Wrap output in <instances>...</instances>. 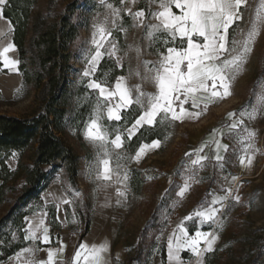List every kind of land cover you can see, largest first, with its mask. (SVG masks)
Segmentation results:
<instances>
[{
	"label": "rangeland",
	"instance_id": "374dc122",
	"mask_svg": "<svg viewBox=\"0 0 264 264\" xmlns=\"http://www.w3.org/2000/svg\"><path fill=\"white\" fill-rule=\"evenodd\" d=\"M65 2L55 0L54 9L62 8ZM47 3L48 0H36L32 16L42 13ZM108 4L114 9H120L119 17L113 15ZM3 5H0V12ZM260 5L261 0H247L242 6V19L229 29V46L232 38L236 41L244 39ZM129 8L133 13L141 9L145 11L143 24L132 27L134 21L127 12ZM159 10L158 3H152L151 0H135V3L131 0H124V3L121 0H104L103 3L101 0H78L76 24L79 38L75 43L73 68L69 73L68 98L72 106L70 112L84 108L82 112L85 119L78 131L70 128L63 136L78 156L76 183L70 182L61 167L55 165L48 169L49 185L40 195L42 203L30 205L29 214L25 217V247L6 261H0V264L35 263L36 248L45 247L50 250L56 245H75L84 225L79 217L80 211L90 217V223L96 220V223L103 226L105 220L111 228L114 241L123 242L128 256L133 255L137 243L142 242L140 258L133 264H153L156 260L161 264V251L165 253L164 264H167L168 239L174 232L179 234L181 225L188 230L189 236L194 235L191 230L218 235L215 247L218 252L216 255L206 252L203 264L212 258H220L218 262L222 264H241L243 249L247 244L245 239L254 241L251 258L255 257L257 251L264 249V106L260 107L255 119L240 116L242 110L256 103L257 96H264V23L259 26V35L252 45L253 50L246 64L233 81L232 95L209 103L206 111L203 110V103L198 109L185 105L190 111H200L198 118H185L183 121H161L158 118V132L162 135L160 147L146 151L139 162L133 157L141 144L131 151L130 140L127 139L126 129L131 126L127 122L129 117L124 121L107 120L105 102L98 90L88 87L93 80L106 83L108 73L115 64L118 69H122V74L111 83H106L109 87L114 86L117 77L125 76L129 87L139 84L145 92L156 91L151 79L142 80L141 77L145 75L143 61L155 63L164 48L161 37L150 38L147 35L150 29L145 27L158 23L150 13ZM94 25L104 26L107 31H111L112 37L109 39L118 43L120 51L117 57L121 58L122 67L117 65L116 57L108 55L102 56L94 67L89 63L95 52L92 43L96 31ZM121 28L127 29L126 34ZM11 30L9 21L0 18V48L12 43ZM108 48L109 44L105 42L101 51ZM9 56L18 60L16 50L10 52ZM101 63H104L102 71ZM85 71H90V74L84 76ZM136 72L140 75H136ZM36 97L37 91L23 84L19 71H9L0 63V114L15 117L31 115L38 107ZM133 108L142 111L138 106L134 105ZM98 112L99 122L110 133L109 139L117 133L124 137L120 149L108 144L112 156L111 166L119 173V176L113 174L110 181L95 179L97 147L85 139L86 126L97 117ZM229 113L236 115L230 117ZM240 119L244 120V124L237 129H230L229 126ZM245 129L255 135L241 144L240 138L247 136ZM215 141L221 145L219 150ZM223 145L228 146L227 151ZM202 146L203 151L199 155L207 159L202 161L203 167H194L191 162L197 158V150ZM244 146H249L246 154L243 152ZM186 153H192L191 157L186 156ZM13 154L8 160L12 169L17 160V154ZM31 154V151L26 152L22 161L27 162ZM217 154L223 157L222 161L216 160ZM242 155L245 157L243 165L240 163ZM248 156L253 158L251 165L247 163ZM125 173L127 180L123 179ZM186 181L189 187L180 196L178 193ZM117 189L124 191L126 196H118ZM225 196L227 199L211 204L214 199ZM237 196L239 201L235 199ZM65 200L68 203H64ZM209 206L221 210L215 217V223L202 221L195 216L198 210L208 209ZM6 209L5 205L0 210V218ZM189 216L193 219H186ZM41 220L43 227L49 229L51 240L48 243L42 241V229L37 233L40 239H25L28 229ZM11 236L16 238L15 233H11ZM23 249L32 251L22 252ZM180 255L183 264H196L197 257L191 252L182 251Z\"/></svg>",
	"mask_w": 264,
	"mask_h": 264
},
{
	"label": "snow or ice",
	"instance_id": "6c2138e0",
	"mask_svg": "<svg viewBox=\"0 0 264 264\" xmlns=\"http://www.w3.org/2000/svg\"><path fill=\"white\" fill-rule=\"evenodd\" d=\"M103 3L104 0H101ZM135 3V0H131ZM152 3H158L159 11L150 13L158 21L156 24L145 25L150 31L147 35L155 39L160 36L164 48L158 54L159 59L155 63L152 61H143L145 75L142 80L151 79L154 82L156 91L149 93L143 91L141 85L129 87L125 76H119L115 79L114 86L109 87L106 83L93 80L88 87L98 90L99 96L103 99L107 111V120L120 121L122 113L130 110L134 105L142 111L135 118L127 131V139H131L145 125L152 127L159 120L183 121L185 118H198L200 111H190L185 105H190L191 109L200 108L203 103V110H207L209 103H215L232 95L231 88L233 81L240 74L242 67L247 62L248 55L252 52V45L259 35V26L264 23V0L257 9L252 26L242 41L231 40L229 46V29L236 21L242 19L241 8L246 4V0H151ZM6 3V0H0V5ZM124 3V0H121ZM113 15L120 16V9L112 8ZM175 9V11L173 10ZM128 14L132 17L134 23L132 27H138L143 24L145 11L143 9L134 13L129 8ZM0 18H4L0 12ZM115 23V21H113ZM11 24V21H9ZM96 31L93 33L92 43L95 45L94 55H91L89 63L94 67L97 61L104 55L116 57V63L121 66V58L117 57L120 51L118 43L109 39L112 37L111 31H107L104 26L94 25ZM125 34L127 29L121 28ZM99 37V38H97ZM107 42L109 48L101 51ZM131 48V46H129ZM16 50L14 43H8L0 48V63L3 68L9 71H18L19 61L10 58L9 53ZM139 53V49H136ZM127 55V53H125ZM90 71H85L84 76H88ZM140 75L139 72L135 73ZM135 91V96H133ZM264 106V96H257L256 103L250 104L248 108L242 110L241 117H247L249 120L255 119ZM235 113H229L230 117ZM100 113L96 118L91 119L85 129V139L94 143L97 147L95 156L94 172L96 180L110 181L113 174L119 176L112 168V156L108 149L111 143L116 149H120L124 143L122 134H115L114 138L109 139L110 133L100 122ZM244 124V120H236L229 127L237 129ZM247 131L246 137L240 138V143L250 139L255 135L254 132ZM160 140H153L150 144H141L136 151L135 159L137 162L146 154V151L160 147ZM216 148L221 147L219 141H215ZM249 146H244L243 152L246 154ZM225 151L228 146L223 145ZM203 151V146L197 150V158L192 160V166L203 167V160L207 157L199 155ZM15 155V154H13ZM192 153H186L191 157ZM119 159V157H117ZM252 157L248 156L247 163L251 165ZM217 161H222L223 157L216 155ZM240 163H245V157H240ZM119 167V165H117ZM222 167V165H221ZM124 180L128 179L127 173L124 174ZM235 179V177H233ZM188 181L180 188L178 195L183 196L188 189ZM230 191V190H229ZM117 195L125 197L126 193L117 189ZM225 197H219L211 201V204L220 203ZM239 201V197H235ZM68 203V201H64ZM119 203V201H117ZM220 209L209 206L208 209L198 210L196 217L202 221L215 223V217ZM186 219L192 220L189 216ZM42 229V241L48 243L49 230L43 227V221L34 227L28 229L25 239H40L37 233ZM218 235L211 232L195 231V234L189 236L188 230L184 226H179V234L173 233L168 239V258L170 261L181 260V252L189 251L197 257L196 264H203V256L206 252L214 251V244ZM206 247H201V242ZM64 246L55 251L48 250L47 260L36 262V264H55L57 252H62ZM108 245H88L81 243L74 253L72 264H107L103 253L108 251ZM32 249H23L22 252H31Z\"/></svg>",
	"mask_w": 264,
	"mask_h": 264
},
{
	"label": "trees",
	"instance_id": "16d2710c",
	"mask_svg": "<svg viewBox=\"0 0 264 264\" xmlns=\"http://www.w3.org/2000/svg\"><path fill=\"white\" fill-rule=\"evenodd\" d=\"M54 3L55 0H48L45 10L35 17L32 10L36 0H6L2 7L3 17L11 21V41L20 62L18 71L23 84L37 91L38 107L34 113L23 117L0 114V210L7 206L0 218L1 262L25 247V217L30 205L42 203L40 195L49 185L48 169L59 166L70 182L76 183L78 156L63 136L70 128L78 131L85 119L84 108L70 112L72 106L68 98L69 73L79 38L76 24L78 0H66L58 10L54 9ZM100 69H104V63L100 64ZM120 74L122 69L114 64L106 83H111ZM140 112L132 107L122 113L121 121L128 116L127 122L132 124ZM161 138L157 122L152 127L145 125L141 128L132 136L129 146L134 151L142 143ZM28 151L32 154L27 162H23ZM13 153L17 154L14 169L8 165ZM80 213V220L84 223L79 235L82 239L89 231L90 217L82 211ZM11 233H15V239ZM244 241L247 244L241 264H264V249L251 258L254 241ZM142 245V242L137 243L126 264L139 260ZM217 252L215 249L212 253L216 255ZM219 259L206 260L205 264H222ZM161 260L164 264V251H161Z\"/></svg>",
	"mask_w": 264,
	"mask_h": 264
},
{
	"label": "crops",
	"instance_id": "0c3cea01",
	"mask_svg": "<svg viewBox=\"0 0 264 264\" xmlns=\"http://www.w3.org/2000/svg\"><path fill=\"white\" fill-rule=\"evenodd\" d=\"M247 1V0H246ZM96 220H92L90 223L89 231L88 233L82 238L79 239V235L76 241V244L73 246H65L64 244H61L64 246L62 252H57L55 257V264H72V259L74 256V253L79 248V245L81 243H86L88 245H100V244H106L108 245V251L106 253H103L107 264H126L128 260V253L125 249L122 241H114V237L111 233V228L108 227L107 222L104 220L103 226L99 225L95 222ZM47 225V224H46ZM47 227V226H45ZM49 230V229H48ZM196 230L192 231V234H195ZM49 238H50V231L48 232ZM51 240V239H50ZM49 240V241H50ZM201 244H204V247H206L205 243L202 241ZM61 245H56L55 247H51V250L55 251V249H59ZM217 243L214 244V249L216 247ZM77 247V249H76ZM36 252L37 257H35L36 262L39 261H45L47 260V248L41 247L36 248L34 253ZM213 252V251H212ZM210 253V252H208ZM33 262L30 263H19V264H36ZM166 262L167 264H175L178 261H170L168 258V251L166 253ZM153 264H158V261L156 260Z\"/></svg>",
	"mask_w": 264,
	"mask_h": 264
}]
</instances>
